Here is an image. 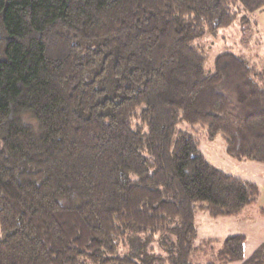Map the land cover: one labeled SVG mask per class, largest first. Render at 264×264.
Returning <instances> with one entry per match:
<instances>
[{
  "label": "trees",
  "instance_id": "trees-1",
  "mask_svg": "<svg viewBox=\"0 0 264 264\" xmlns=\"http://www.w3.org/2000/svg\"><path fill=\"white\" fill-rule=\"evenodd\" d=\"M263 8L0 0V264H193L198 208L237 215L259 190L175 127L264 165V74L232 53L208 72L197 42ZM244 244L212 264H264Z\"/></svg>",
  "mask_w": 264,
  "mask_h": 264
},
{
  "label": "rangeland",
  "instance_id": "rangeland-1",
  "mask_svg": "<svg viewBox=\"0 0 264 264\" xmlns=\"http://www.w3.org/2000/svg\"><path fill=\"white\" fill-rule=\"evenodd\" d=\"M197 43L205 51V69L208 72H211L213 69L214 58L221 53H232L243 57L252 64L256 70L258 67L264 68V11L262 13H252L246 22H242L238 18L237 22L229 28L220 30L216 35H207ZM178 133H187L192 136L199 150L212 165L226 174L235 175V168L240 165H237L239 164L238 162L227 156L225 142L222 137H216L210 140L205 134V129L203 127L186 123H179L175 127L174 134L177 135ZM251 177L254 181V173L251 174ZM260 179L262 178L258 176L255 181H259ZM259 188L262 189L261 187ZM260 191L256 198V202L253 204L254 207L248 209L250 212L246 214L251 221H254V227L257 228L260 225L259 220H264V193H260ZM197 212H199V214H209V212L201 206L198 208ZM263 224L264 223L261 222V225ZM158 246L159 249L156 248V250L161 252L160 248L162 244ZM249 250L250 249L247 248L246 253H248Z\"/></svg>",
  "mask_w": 264,
  "mask_h": 264
},
{
  "label": "crops",
  "instance_id": "crops-1",
  "mask_svg": "<svg viewBox=\"0 0 264 264\" xmlns=\"http://www.w3.org/2000/svg\"><path fill=\"white\" fill-rule=\"evenodd\" d=\"M263 11L264 8L257 12L262 13ZM257 70L264 74L263 67H258ZM237 165L240 166H236V173H234L235 175L233 176L239 178L243 182L255 184L258 187V190H261L260 193H264V165L259 163L249 164L248 162H242ZM253 173L254 181L252 179L253 176L251 177V174ZM258 176L262 179L255 181ZM254 202H256V199ZM254 202L246 206L237 215H221L213 217L210 214H199V212H196V237L194 245L196 252L194 253L195 255L192 263L212 264L215 260V253L222 246L223 241L228 236L242 235L245 237L244 247L246 256H249L261 244H264V224L261 225V222L264 223V220H259L260 225L257 228L254 227V221H251V219L246 216V214H249L250 212L248 209L254 207ZM247 248L250 249L248 253H246Z\"/></svg>",
  "mask_w": 264,
  "mask_h": 264
}]
</instances>
